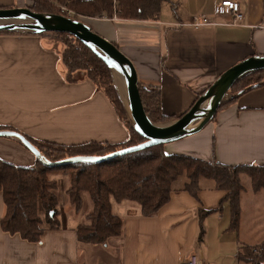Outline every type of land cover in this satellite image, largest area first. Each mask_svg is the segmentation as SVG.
<instances>
[{
  "label": "crops",
  "instance_id": "obj_1",
  "mask_svg": "<svg viewBox=\"0 0 264 264\" xmlns=\"http://www.w3.org/2000/svg\"><path fill=\"white\" fill-rule=\"evenodd\" d=\"M223 1L168 0L158 21L83 16V22L131 60L140 84L160 92L163 115L174 118L162 125H169L226 71L248 58L264 57V0H231L241 6L242 25L217 14ZM34 3L0 0V9L31 8ZM201 17L209 24L193 26ZM63 51L47 36L0 33V128L64 146L125 144L130 131L105 94L84 72L75 74L74 83L67 80ZM163 150L227 166H264V86L223 106L201 132L166 144ZM0 158L22 167L38 161L5 137L0 138ZM52 178L66 204H58L60 226L46 229L41 243L2 230L5 204L0 194V264H181L192 255L208 264H248L241 257L244 248L264 243L242 234V194L234 230L226 193L206 182L198 199L177 191L153 217H144L138 203L112 198V213L124 222L122 235L102 245L83 243L77 228L92 210L90 199L85 195L83 208L76 211L68 201L69 178ZM60 183L66 187L59 189ZM211 210L216 211L201 213Z\"/></svg>",
  "mask_w": 264,
  "mask_h": 264
},
{
  "label": "trees",
  "instance_id": "obj_2",
  "mask_svg": "<svg viewBox=\"0 0 264 264\" xmlns=\"http://www.w3.org/2000/svg\"><path fill=\"white\" fill-rule=\"evenodd\" d=\"M167 2L168 0H35L30 9L50 15L67 16L71 12L75 16L93 18L112 19L118 16L122 20L158 21L162 6ZM52 34L65 47L62 61L68 71L67 80L74 83L75 74L84 72L114 106L120 119L127 125L130 138L122 145L88 143L64 146L22 135L51 163L75 157H103L145 142L146 139L130 123L126 109L117 96L108 64L76 37L65 33ZM263 86L264 71L245 76L234 85L231 90L232 98L221 108ZM139 87L144 108L153 123L163 124L174 120L163 115L158 90L140 83ZM1 130L18 132L12 128H0ZM6 138L25 147L16 138ZM163 147H150L101 163L80 162L57 167L47 166L39 160L33 167H22L0 158V194L5 204L2 230L10 235H19L30 243H41L46 229L60 226L58 183L52 179L54 175L69 178L68 201L76 211L83 208L85 195L90 199L92 210L86 223L77 228L78 239L83 243L102 245L110 238L122 235L124 222L112 213V198L117 202L138 203L144 217H153L170 202L172 194L177 191L188 192L198 199L202 182H211L214 190L226 193L224 202L230 203L231 225L236 230L240 221V195L244 190L241 178H251L254 191L263 190L264 166H227L216 160L209 162L181 154L168 155ZM182 179L183 184L177 186ZM215 211L201 213L209 215ZM243 253L241 257L248 264H264V243L244 248Z\"/></svg>",
  "mask_w": 264,
  "mask_h": 264
},
{
  "label": "water",
  "instance_id": "obj_3",
  "mask_svg": "<svg viewBox=\"0 0 264 264\" xmlns=\"http://www.w3.org/2000/svg\"><path fill=\"white\" fill-rule=\"evenodd\" d=\"M22 18H27L33 23L27 25L9 23ZM18 27L27 29L30 33L35 34H70L98 54L108 64L111 71L112 65H117L126 82L133 127L138 134L146 139L140 145L125 148L107 156L75 157L51 163L22 134L10 130L0 131V138L12 137L20 140L40 162L47 166L57 167L80 162L101 163L150 147L164 146L181 140L188 135L197 134L215 119L222 104L226 101L225 98L238 81L249 74L264 71V57L248 58L226 71L182 117L169 125H159L153 123L146 113L141 98L138 75L131 60L115 44L94 32L84 22L64 15L37 13L30 8L0 9V32H12ZM206 107H208V110ZM195 123L197 125L193 126Z\"/></svg>",
  "mask_w": 264,
  "mask_h": 264
},
{
  "label": "rangeland",
  "instance_id": "obj_4",
  "mask_svg": "<svg viewBox=\"0 0 264 264\" xmlns=\"http://www.w3.org/2000/svg\"><path fill=\"white\" fill-rule=\"evenodd\" d=\"M67 17H70V18L75 19V20H80L82 22L85 20L83 16H81V15L75 16V14L71 13V12L67 15ZM1 23L3 24V22H1ZM9 23L24 24V25L26 24L27 25V24H31L33 22L27 18H22V19H18L16 21H11ZM28 33H30V31L27 29H23L22 27H18L15 31L10 32V34H28ZM50 34L51 35H47V37H50L52 40L60 43L64 47V44L60 40L56 39V37L52 33H50ZM64 50H65V47H64ZM110 74H111L112 82H113L114 88L116 90L117 96H118L119 100L122 102L123 106L125 107L126 112L128 114V118L130 120V123L133 125V121L131 119L129 103L127 105L126 102H124L122 100V98L119 96V92H118V89L116 87L113 72L111 71ZM232 96H233V93L230 91V94L225 98L226 101L230 100L232 98ZM159 125H162V124H159ZM183 182H184V179L179 181L177 183V186L178 185L181 186L183 184ZM209 183L212 184L211 182H209ZM241 183H242L243 188H244V190L241 193L242 194L241 207H242V212L244 215V220H243L244 226H243L242 234L245 238H249L250 240L255 241L256 243H260L259 241L264 239V189H263V191H261L260 195H259V193H256V191L253 190L252 180L248 176H242ZM60 187L65 188L66 183H60L59 189H60ZM58 194H59L60 205L61 206L65 205L66 203H65V200L63 198L64 193H62V191H59Z\"/></svg>",
  "mask_w": 264,
  "mask_h": 264
},
{
  "label": "built area",
  "instance_id": "obj_5",
  "mask_svg": "<svg viewBox=\"0 0 264 264\" xmlns=\"http://www.w3.org/2000/svg\"><path fill=\"white\" fill-rule=\"evenodd\" d=\"M216 12L220 16H231L232 25H242L244 21V14L241 11L240 4L231 0L223 1L219 6H217ZM207 24H209V22L205 17L196 18L192 23V25L196 27ZM255 252L257 251L255 250ZM181 264H208V262L198 255H192Z\"/></svg>",
  "mask_w": 264,
  "mask_h": 264
},
{
  "label": "bare ground",
  "instance_id": "obj_6",
  "mask_svg": "<svg viewBox=\"0 0 264 264\" xmlns=\"http://www.w3.org/2000/svg\"><path fill=\"white\" fill-rule=\"evenodd\" d=\"M119 70L120 69H119V67L117 65H115V64L112 65V72H113V75H114L116 87H117L118 92H119V96L128 105V97H127L128 95H127L126 82L124 80V77H122V75H121ZM206 108L208 110V107H206Z\"/></svg>",
  "mask_w": 264,
  "mask_h": 264
}]
</instances>
